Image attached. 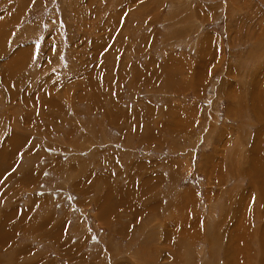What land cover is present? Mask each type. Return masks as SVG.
<instances>
[{
    "label": "rangeland",
    "instance_id": "rangeland-1",
    "mask_svg": "<svg viewBox=\"0 0 264 264\" xmlns=\"http://www.w3.org/2000/svg\"><path fill=\"white\" fill-rule=\"evenodd\" d=\"M108 139L129 161L83 184ZM31 205L63 245L5 236L0 264H264V0H0V209Z\"/></svg>",
    "mask_w": 264,
    "mask_h": 264
},
{
    "label": "crops",
    "instance_id": "crops-1",
    "mask_svg": "<svg viewBox=\"0 0 264 264\" xmlns=\"http://www.w3.org/2000/svg\"><path fill=\"white\" fill-rule=\"evenodd\" d=\"M12 14H13V12L10 14V17L12 16ZM119 27V26H118ZM118 31H116V29L114 28V30H113V32H112V34H111V37L108 39V41H107V43H106V47H109L110 45H111V43H112V41H113V39H114V36H115V34L117 33ZM106 50V49H105ZM114 51V50H113ZM191 52V51H190ZM192 53H194V50L192 51ZM189 54V53H188ZM190 55V54H189ZM189 55H187V57L189 58ZM47 64V63H46ZM45 65V64H44ZM99 65V64H98ZM194 65V64H193ZM97 70H101L100 69V67L99 66H97ZM96 70V71H97ZM50 72H51V74H52V76L51 77H53V75L55 76V77H53L54 79H55V81H50L51 83H53L52 85H50V89L51 90H53L54 92L55 91H58V90H60V89H63L64 87H67L68 85H71V84H73L74 82H76V80L78 79L77 77L79 76L77 73L76 74H74V73H66V74H64L63 73V71H60V73L58 72V71H56V70H50ZM104 73V72H103ZM70 75H73V76H70ZM70 76V77H69ZM69 77V78H68ZM64 78H68L67 79V81H66V83H64V80L63 79ZM71 79H74L73 81H71V82H69L68 83V81L69 80H71ZM63 83L65 84V86H63L62 88H61V86L63 85ZM74 89V88H73ZM72 89V91L70 92L72 95H74V92H76V91H74ZM40 91H42V90H40ZM137 91V90H136ZM136 91H133V92H131L132 93V96H131V93H130V95H129V97H126L127 99H126V101L124 102V104L123 105H119L118 107H119V109L120 110H122V107L124 106L125 108H124V110L126 111V113H127V110L126 109H128L129 110V115H132L131 113H132V111L133 112H135V111H137V108H138V106H137V104L138 103H140V102H142V101H144L143 100V97H145L146 96V94H141L140 92H136ZM136 92V93H135ZM44 94V93H43ZM70 94V95H71ZM42 95V93H40V96ZM48 95V93L46 92L45 94H44V96L46 97ZM30 97V96H29ZM62 97L63 96H61V97H59V103L61 102V99H62ZM129 98V99H128ZM34 100L36 99V95L34 96V98H33ZM33 99L31 98V100H32V103L29 101V106L28 107H30V106H33V107H35V109L36 108H39V103H38V101H37V99H36V101L34 102L33 101ZM116 99V98H115ZM133 99H135V100H133ZM130 101H134L135 102V104H133L132 105V103L130 102ZM63 102H65V105H62V107L64 108H66V111L70 114V115H72V110H71V107H70V105L68 106V104L66 103V101L64 100ZM67 102L68 103H70L68 100H67ZM127 102V103H126ZM130 102V103H129ZM75 104V106L74 107H72V109H74L73 110V112L74 111H76V110H79L78 112H81V113H92V111H93V109L91 110V111H88V108L86 107V106H84V107H82V108H80V106H78L79 104H77L76 102L74 103ZM127 104H131V108L130 107H126V105ZM26 105V104H25ZM79 107V108H77V109H75L76 107ZM121 107V108H120ZM43 108H46V107H43ZM35 113H37V109L34 111ZM93 112H95V111H93ZM138 117H141V116H138ZM83 119L84 120H86V117H83ZM118 121H120V119L118 118ZM88 122H92V119H89V121ZM120 122H122V126H121V128H123V130H122V132L121 133H124V135H122V141H121V143H120V145L119 146H126L125 145V139L126 140H129V138H130V136H128V134H130V132L129 131H131V129L130 128H132V123H130V125H129V122L130 121H128V120H125V119H122ZM127 125H129L128 127H127ZM90 129H92V128H90ZM94 130V129H93ZM129 137V138H128ZM99 141H102V140H98L97 142H99ZM10 140H8V144H10ZM97 142H94V144L93 143H91V145L95 148L96 147V150H98L97 151V153H98V155H100V157H97V161H96V167L95 168H92V169H90V171H89V175H88V177H85V178H83V177H81L80 179H79V181L81 180V181H83V184H85V183H89L90 181H93L94 180V178H96V177H103V178H107V179H110V180H112L113 182H114V180L115 179H119V178H117L116 176L118 175V174H120L119 173V171L118 170H115V165H119V162L118 161H120V162H122V163H124L123 161H129V156L127 155L128 153H129V151H126L125 153H124V155L121 157V160H119L120 159V152H119V154H115V149H114V147L115 146H113V149H112V142H115V139H114V141H112V142H110V140L108 139V140H106L105 141V143L104 144H98V145H96L97 144ZM127 143H128V141H127ZM115 145H116V143H115ZM92 147V148H93ZM122 148V147H121ZM95 150V151H96ZM127 153V154H126ZM129 155H130V153H129ZM141 162V161H140ZM91 166V165H90ZM92 167V166H91ZM120 169V168H119ZM123 171H124V167L122 168V176L124 177V185H123V187H127L129 184H127L128 183V174L129 173H132L133 175H135V176H138V174H136V169L135 168H130L129 170H128V172H127V174L124 176L123 175ZM25 175H28V174H25ZM25 175L24 176H22L21 177V175H20V178L21 179H25ZM144 175V174H143ZM145 176V175H144ZM122 177V178H123ZM143 176H141V178H142ZM143 179H145V178H143ZM147 179V178H146ZM127 181V182H126ZM79 188V187H78ZM130 189H131V191H132V193L134 194V195H136V192L138 193V188H133V187H131L130 186ZM152 190H154L153 189V187L151 188V191ZM79 191H81V190H79ZM154 193V192H153ZM138 205H140V202H138ZM38 207V206H37ZM7 207H4V208H2V209H0V238H4L5 236H6V239H7V241H6V244L5 245H9V249H7L8 247H6L5 249H7V253H6V257L5 258H10L11 257V253H13L14 254V252L16 251L17 252V249H22L23 247H25V246H27V242H25L24 240H22V243H17L18 242V240H16V238H17V236H18V234L20 233V234H22V235H26V234H29L30 232H33V231H36V230H41V232L46 236V238H48V237H52V238H54L55 239V241L57 242L58 241V243H60V244H58L57 243V246L58 247H60V246H62L63 245V243L62 242H59V238H61L62 237V235H61V229H60V231L58 230V226H60L61 227V221L60 222H58V223H53V224H51V226H48L47 227V223L45 224L44 222H43V226H40V222H42L43 221V219L45 218V217H47L48 215L45 213V214H42L41 215V217L39 218V219H37L38 220V228L39 229H36V223H35V225L34 226H32V225H28V227L27 228H25L26 226H24V227H22V228H19V223H20V220H19V222L18 223H16L15 221L16 220H14V222H13V219H15L14 217L16 216V214H18V215H20V216H22L23 215V217H22V221H23V219H24V221H25V216L26 215H28L29 213H30V211H31V208H32V205L31 206H29L27 209L25 208L24 210L23 209H17L16 207L14 208V212H13V214H8V211H9V209H6ZM135 208H137V207H135ZM134 208V209H135ZM144 207L142 206V207H139L138 206V209H140V210H136V214L134 213L133 214V216H135V220L134 221H129L128 220V229L126 230V227H125V233L127 234V231L129 232L128 234H127V236L130 234V233H132V231H133V229H134V225H135V223H137V225L143 220V218H142V212H143V210H141V209H143ZM21 210L23 211V212H21ZM35 210V209H34ZM34 210H33V212H34ZM25 213V214H24ZM31 214V213H30ZM32 215V218L35 220L36 219V217L34 216V213L33 214H31ZM47 215V216H46ZM8 217V218H7ZM31 217V216H30ZM110 217H111V214H110ZM113 217V216H112ZM112 217H111V219H112ZM4 218H7V220L5 221V223L3 224V221H4ZM8 220H9V222H8ZM17 220H18V218H17ZM50 220V219H49ZM54 221H55V219H54ZM63 221H65V219H63ZM62 221V223L64 224V222ZM16 223V224H15ZM24 223V222H23ZM3 224V228H2V225ZM66 224V223H65ZM126 224V225H127ZM146 225H148V222H144L143 223V225H141L140 227H138V228H140V231H141V229H142V231H144V228H145V226ZM52 226L53 227H55V231H53L52 230ZM176 226H178V225H176ZM132 227H133V229H132ZM135 228V230H134V232L135 233H132V236H129L128 237V240H130L131 238V240H138V239H140V237H141V232H139V230H138V228ZM132 229V230H131ZM3 230H6L5 232H3ZM58 230V231H57ZM138 230V231H137ZM45 233H47L48 235H46ZM140 233V234H139ZM54 234V235H53ZM139 234V235H138ZM161 234H163V233H161V231H160V233H159V237H160V235ZM22 235H21V237H22ZM120 236L121 235H123V234H119ZM31 236V235H30ZM36 237L35 238H41L39 235H35ZM79 237H83L82 236V234L79 236ZM127 238V237H126ZM27 243V244H26ZM2 247V246H1ZM1 250V249H0ZM30 251L31 250H28L27 251V253L29 252L30 253ZM7 260H9V259H7Z\"/></svg>",
    "mask_w": 264,
    "mask_h": 264
},
{
    "label": "bare ground",
    "instance_id": "bare-ground-1",
    "mask_svg": "<svg viewBox=\"0 0 264 264\" xmlns=\"http://www.w3.org/2000/svg\"><path fill=\"white\" fill-rule=\"evenodd\" d=\"M53 229V228H52Z\"/></svg>",
    "mask_w": 264,
    "mask_h": 264
}]
</instances>
